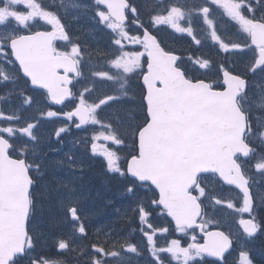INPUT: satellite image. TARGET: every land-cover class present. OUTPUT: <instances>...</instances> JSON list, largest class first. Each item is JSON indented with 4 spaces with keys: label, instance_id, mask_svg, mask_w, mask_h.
<instances>
[{
    "label": "snow or ice",
    "instance_id": "1",
    "mask_svg": "<svg viewBox=\"0 0 264 264\" xmlns=\"http://www.w3.org/2000/svg\"><path fill=\"white\" fill-rule=\"evenodd\" d=\"M97 9L104 6L106 11L97 10L99 22L115 33L112 50L105 54L110 60L109 71L93 70L91 76L101 80L113 81L119 84L121 96L105 95L98 103H89L85 93L91 89L85 88L80 94L78 103L73 110L63 114L55 111L41 112V116L57 117L63 115L67 120L78 121L76 127L85 124H97L98 110L121 101V98L132 101V107L127 109L131 127L119 131L111 123L103 125L108 129L107 134L93 136V141L103 139L111 144L123 146L131 137V151L126 158V167L122 168L118 161L117 151L109 150L103 145L92 143L93 154H99L106 161V169L110 173H118L121 177L130 178L125 191L132 195L139 187L150 185L154 188L152 204L161 208L163 213L174 222L178 233L188 234V230L199 228L204 234V243L196 242V236L190 237L191 243L183 247L177 239H172L166 248L159 251L167 252L178 264H189L197 257L206 255L212 258H222L231 247L232 241L223 231H205L207 223L203 219L202 198L207 196L206 187L201 184V174H218L227 185H234L243 196L242 207L235 209L240 213H251L253 197L252 184L246 174L245 163L238 157L249 158L255 154L250 140L256 135L251 121V105L247 91L248 81L245 76L233 74L229 68L221 66L223 88L217 89L208 79L192 76L189 70L181 67V57L166 50L153 29L159 25H167L178 33L193 36V28L181 26L185 19V10L179 6H171L163 12L153 14L155 9L148 12L147 25L139 19L138 8L129 0H94ZM259 5L260 0H256ZM218 5L226 15L235 21L239 31L246 35L243 43H225L211 31V39L219 43L221 50L229 49L252 53L251 65H246L247 71L264 68V11L256 15L257 8L246 0H210ZM0 26L14 21L16 29L7 35L0 36V53L10 55V63L31 86L45 90L46 98L53 104L60 105L67 98H75L70 85L73 77H81L82 49L78 43H72L65 27L56 14L46 11L36 0H0ZM251 15H245L244 8ZM21 8L23 10H21ZM126 10L132 13V24L141 31L130 35L125 28ZM191 11V10H189ZM199 11L204 16V23L212 28V20L208 19L209 6H203ZM39 18L51 30L29 31L26 34L20 29H27L29 22ZM67 41L71 44L70 51L59 50L55 42ZM138 46L126 50L124 42ZM197 44L199 40L195 41ZM142 49V50H139ZM146 61L142 63V58ZM142 77L143 119L137 121L134 97H129L126 85L130 76L138 70ZM199 69H207L209 61H199ZM62 70V71H61ZM5 80L9 77L3 72ZM29 103V99H25ZM264 107V102L260 105ZM7 119H18L9 116ZM75 122V121H73ZM36 125L14 129L0 128V132L12 136L15 131L26 134L32 139V130ZM259 126V124H258ZM59 128L56 135L65 131ZM123 133V134H122ZM264 141V131L259 133ZM13 146L9 140L0 135V264H17L18 257L28 255L35 247V237L27 228L29 217L36 208L35 197L30 189L37 183V177L30 175V169H35L38 176L39 166L30 164L23 154L12 158L9 154ZM255 170L264 176V154L253 165ZM217 205L222 201L213 198ZM78 201H70V205L61 203L66 208V218L71 217L75 231L84 234L86 229L79 223ZM229 209L234 204L227 203ZM139 220L145 222L147 212L143 206L138 208ZM199 221V222H198ZM244 233L251 237L258 230L254 220L240 219ZM78 225V226H77ZM163 231H167L164 229ZM149 245L153 244V235L145 233ZM69 247L65 240L58 243V248ZM96 253L116 256L117 252L108 253L97 247ZM129 251L136 248L129 246ZM155 254V253H154ZM241 264H252L247 252L240 253ZM29 264H41L37 257H30ZM43 264H48L44 261ZM92 264H107L106 260L95 259ZM162 264V262H161Z\"/></svg>",
    "mask_w": 264,
    "mask_h": 264
},
{
    "label": "rangeland",
    "instance_id": "2",
    "mask_svg": "<svg viewBox=\"0 0 264 264\" xmlns=\"http://www.w3.org/2000/svg\"><path fill=\"white\" fill-rule=\"evenodd\" d=\"M65 1L36 0L44 10L50 11L47 9L48 7L52 11L56 10L55 12H50L58 16L64 27L74 26L78 28L84 25L86 30L84 31L82 45H85L89 50L90 62L96 63V70L109 71L110 74H115L114 69L110 68V60H107L105 57V54L112 50L115 33L100 23L97 15L93 17L91 15L92 13H86L92 7L86 4L85 0H71L69 3L74 9H54V7L65 4ZM142 1L146 5L158 6L159 9L175 5L185 10V19L181 20L180 23L183 27L191 26L193 28V36H189L187 33H180L176 37V33L165 30L166 34L162 38L165 43L171 44L173 47L183 50L187 55H190L194 67V74H212L215 76L219 73V67L223 65L229 68L232 73L246 77L249 85V103L251 108L254 107L255 115L254 131L256 135L251 140L258 148V152L246 162V165L252 172L253 177L264 183V176L258 173L253 166L261 158V154H264V141L259 137V133L264 131V107L258 106L264 102V68H261L257 73L247 71L245 66H250L252 63V53L250 51L241 52L230 48L229 51L225 52L220 49L219 43L211 39L212 28L216 29L218 27L216 22H221L222 24L228 22V29H224L222 35H220V31L217 32V35L225 43L231 44V41L243 43L247 40L246 35L239 31L236 22L231 20L222 8L218 5L211 4L210 0H162L161 3H159V0ZM247 2L249 0L246 1V4ZM250 3L253 7L257 8L259 14L261 11H264V0H260L259 5H257L255 0H250ZM203 6L210 7L208 19L213 22L212 28H209L204 23V16L199 11ZM244 9L245 14L248 13L246 6ZM97 10L99 9L96 6ZM29 24L38 27L49 26L39 18L30 21ZM15 29L16 27L11 25L10 22L4 26H0V36L7 35ZM196 40H199L200 43L197 44L195 42ZM10 60L9 56L0 53V72H3L9 77L8 80H5L4 76H0V89L10 91L7 96L0 98V128L13 127L14 129H19L27 126V123L36 125L32 130L35 139L19 131H15L12 136H9L7 133H3L2 135L11 142L13 146L12 154L14 156L25 155L28 163L39 166V172L41 174L38 176L36 170L32 169L37 177L40 178V180L38 179V186L35 189V196L40 202L35 208L34 214L37 210L36 216H33L31 223V230L35 237L36 245L34 250L32 249L30 252V257L39 258L41 264L44 261H47L48 264L60 263L62 260H50L45 256L53 255L49 252L52 250L55 239L58 238L56 235H61L66 238V242L69 244V247L63 250V254L72 255L68 252L77 251L83 256L82 264H88L89 257H93V260H95V253L93 251L95 248L89 244L88 238L80 236L81 233L74 235L76 231L73 224L68 225L61 219L62 215L60 216L59 214L66 210V208L61 207V203L70 205V201L75 200L78 201L76 204L81 207L85 202L82 211L87 217H93L95 221L97 216L104 213V209L100 207L98 202L99 194L96 193V190L92 191L89 188H85L87 184L80 181L85 176V172L82 171L89 167L90 158L100 156L99 154L92 153L91 145L93 142L98 146L103 145L107 148L110 145L113 146L110 141L103 139L93 141L92 139L94 135L101 133L107 134L108 129L103 125L111 123L121 132L127 126L131 127L127 109L133 106L132 101L122 97L121 101L111 103L98 110L99 123L85 124L77 129L75 126L77 121L74 119L73 121L75 122L67 121L63 115L49 118L41 116L40 113L51 110L63 114L71 111L73 105L78 103L81 94L80 90L78 92V89L81 88V82L78 83V89L75 92V102L68 104L64 110L60 111L51 106L43 93L33 92L27 89L26 83L17 73V67H14L10 63ZM203 60L209 61V67L207 69H199L198 62ZM85 84L91 88V91L85 93L89 103L93 101L98 103L99 99L104 98L106 94L121 96L119 84L113 81L101 80L99 77H95L94 80L86 81ZM135 86L136 84L133 83V91L131 93L126 88L129 97H134L136 119L139 121L141 120H138L141 102L136 95ZM25 99H29L30 102L25 103ZM260 109L261 111H259ZM9 116L18 117V119L9 120L7 119ZM61 127H65L66 130L57 136L56 133ZM92 131H94L93 136H91ZM96 177L101 179V182L105 180L100 177V173L96 174ZM78 184L80 188H78ZM202 186L206 187L207 190V196L202 198L205 202V207L208 209L204 220L211 221L207 223L206 227L210 228L216 225L224 227L239 246L228 255V264H241L240 253L242 251L248 253L251 261L256 258L264 259V253H260L258 249L248 247L254 246L253 243L255 240L250 241L248 238H244L236 227L237 222L241 219L240 212L235 210L238 209L239 203L237 194L221 188L218 185L217 179L213 176L204 178ZM100 187L103 190L104 188L107 190V181H103ZM39 188L43 189L42 194H40ZM255 189L261 194V184L257 182ZM97 190L99 191V189ZM214 197L219 198L222 203L217 205L213 199ZM228 202L234 204L233 209L227 207ZM95 205L96 209L92 207ZM127 210L125 207V211ZM116 216L118 218L119 214L116 213ZM100 220L103 221L104 218L100 217ZM161 230L164 235L168 232L163 231L164 229L162 228ZM129 246H126L123 251L119 250L116 256L105 255L103 252L98 253L96 254V259L106 260L107 264H155L153 260L147 259V256H140L137 254L138 252L129 251ZM122 252L125 255H121L120 253ZM169 256L172 258L170 254ZM72 259L70 256L68 257V260ZM26 262L25 264H29V259ZM189 264L205 263L203 262V258L197 257L190 261Z\"/></svg>",
    "mask_w": 264,
    "mask_h": 264
},
{
    "label": "trees",
    "instance_id": "3",
    "mask_svg": "<svg viewBox=\"0 0 264 264\" xmlns=\"http://www.w3.org/2000/svg\"><path fill=\"white\" fill-rule=\"evenodd\" d=\"M99 171H96V174H98ZM124 178H121L119 176H116V177H113L111 180L108 181L107 183V189H109L111 192H113L114 194L118 196L122 195V191H119L118 188H122L123 186V183H124ZM105 181V180H103ZM103 181L101 182V180L98 182L96 181V188H97V185L98 184H103ZM108 191V190H107ZM96 193H98V190L96 189ZM104 193H106V188H104ZM104 198H102V201H103V204H108L109 202H114L113 199H112V195H109L108 193L106 194H103ZM99 200V199H98ZM118 203L115 201V204ZM114 209L112 211H116V213L119 214L118 218L119 219H122V220H126V221H129V223L131 221H134L135 220V217L134 216H129L127 211H125V207L124 206H115L113 207ZM166 221V219H165ZM260 224H261V229L262 231L264 230V215L262 216V219L260 218ZM167 223V221H166ZM123 224H125V222H123ZM108 223L107 222H103V223H100L98 224V227L96 229V231H99V234L100 235V238L101 239H107V235H108ZM122 228V227H121ZM112 229H115V228H112ZM96 234V238H99Z\"/></svg>",
    "mask_w": 264,
    "mask_h": 264
},
{
    "label": "flooded vegetation",
    "instance_id": "4",
    "mask_svg": "<svg viewBox=\"0 0 264 264\" xmlns=\"http://www.w3.org/2000/svg\"><path fill=\"white\" fill-rule=\"evenodd\" d=\"M125 45H126V48H127V47L129 48V47L131 46V45L128 44V43H126ZM139 50H142V49H139ZM185 69H188V70L190 71V67L187 66V65H185Z\"/></svg>",
    "mask_w": 264,
    "mask_h": 264
}]
</instances>
